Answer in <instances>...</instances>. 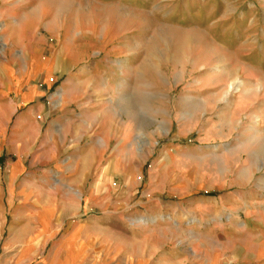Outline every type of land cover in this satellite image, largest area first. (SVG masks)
<instances>
[{"label": "rangeland", "instance_id": "1", "mask_svg": "<svg viewBox=\"0 0 264 264\" xmlns=\"http://www.w3.org/2000/svg\"><path fill=\"white\" fill-rule=\"evenodd\" d=\"M17 2L0 0V11ZM40 2L38 13L37 0L24 3L25 48L62 54L61 81L91 71L95 113L117 133L128 125L127 140L95 143L98 193L125 201L128 220L155 200V225L175 229V220L201 236L166 247L223 248L233 264H264V0Z\"/></svg>", "mask_w": 264, "mask_h": 264}, {"label": "crops", "instance_id": "2", "mask_svg": "<svg viewBox=\"0 0 264 264\" xmlns=\"http://www.w3.org/2000/svg\"><path fill=\"white\" fill-rule=\"evenodd\" d=\"M24 3L0 11V264H233L236 253L223 248L209 256L192 245L166 247L171 239L201 236L175 220V229L155 225V200L140 203L142 213L128 220L121 214L125 201L98 193L95 143L105 146L117 135L127 140L128 125L121 123L117 133L110 119L95 113L101 91L91 71L61 81L62 54L25 48L19 35L28 20ZM100 84L110 93L108 83ZM3 158L11 160L2 182Z\"/></svg>", "mask_w": 264, "mask_h": 264}]
</instances>
